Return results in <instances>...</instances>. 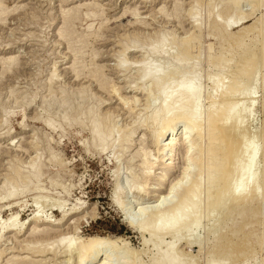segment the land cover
<instances>
[{
    "label": "rangeland",
    "instance_id": "rangeland-1",
    "mask_svg": "<svg viewBox=\"0 0 264 264\" xmlns=\"http://www.w3.org/2000/svg\"><path fill=\"white\" fill-rule=\"evenodd\" d=\"M226 1L0 0V232L1 221L11 213H20L18 220L32 214L35 199L41 201L47 196L41 215L53 223L61 219L62 211L68 212L59 224H44L41 221L38 222L40 225L35 224L37 230H48L45 235L31 236L32 224L18 234L5 232L0 240V252L3 251L0 264H28L24 260L30 264H78L76 255L65 261L69 256L57 257L52 249L66 248L71 237L95 234L122 236L144 264L154 256V248L151 244L143 245L141 231L126 225L120 208L113 200L116 167L120 168L119 181L126 187L130 186L129 168L130 171L131 168L136 172L139 170L136 151L141 145L148 146L150 150L156 148L150 142L148 129L138 126L132 133L130 151L126 148L122 157L116 159V147L103 151L94 147L89 141L88 127L82 128L75 119H71L74 112L97 103L98 99L105 101L101 110L109 112V120L124 130L130 129L133 124L135 126L136 119L147 115V95L132 89L135 82H140L132 73L134 70L122 71L116 65V54L132 42L137 43L139 51L124 53L126 58L129 56L127 60L132 58L128 61L156 58L153 57L154 46L162 34L169 41L190 38V43H185V47L187 44L190 46V56L185 62L184 78L197 75V82L204 86L201 101L205 107L211 88L208 77L224 71H228L229 79L238 76V66L243 63L244 57L255 53L252 55L256 57L257 64L254 67L257 69L255 102L250 100L246 106V103L243 105L242 114L246 115V121H243L240 130L245 135L248 131L246 136L249 139L254 133L259 138L262 136L264 56L260 54V36L264 27V3L239 0L238 7L234 9L232 4L235 0ZM238 11L245 14L251 11V16L232 24L230 16L238 17ZM226 21L229 22L225 27ZM254 25L255 28L242 30ZM168 51L171 50L165 48L163 54ZM220 56L233 57V60L228 63L223 60L217 67L212 66L210 60ZM8 57L15 58L10 60ZM157 58L161 62L169 60L167 56ZM258 60H262L261 64ZM249 72L251 78L246 75L245 79L248 85L253 74ZM108 81H113L121 95L139 100L130 103L131 111L111 92V83L104 88L99 86V82ZM92 96L95 98L92 99ZM146 106L148 109H145ZM64 114L69 115H66V120L61 118ZM262 142H259L261 149L264 146ZM174 149L176 156L173 154L174 163L167 178L170 180L180 176L183 166V147L178 140ZM153 160L156 161V158ZM13 183L17 184L16 193L10 196L8 188ZM127 192L130 195L132 190L130 192L127 188ZM121 196H125L124 193ZM56 201L63 202L65 206L56 210L52 205ZM214 213H217L216 216L221 214L217 210ZM204 217V227L199 229L198 234L205 240L211 219L208 220L206 214ZM219 219L221 221L210 226L216 228L221 225V215ZM228 221L223 232L232 229V237L239 245L238 257L234 256L228 264L262 263L264 204L254 199L242 214L236 212L232 223ZM143 235L149 236L148 233ZM247 241L246 253L240 255V246ZM198 246L195 243L184 247L182 257L193 260L195 264H208L212 243L204 244L201 249ZM39 247L52 249L34 255L33 250ZM112 250L116 252L117 249ZM122 251L125 252L123 249L119 252Z\"/></svg>",
    "mask_w": 264,
    "mask_h": 264
},
{
    "label": "bare ground",
    "instance_id": "bare-ground-1",
    "mask_svg": "<svg viewBox=\"0 0 264 264\" xmlns=\"http://www.w3.org/2000/svg\"><path fill=\"white\" fill-rule=\"evenodd\" d=\"M238 2L239 0L233 2L234 9L238 7ZM261 3H264V0H258L257 4ZM238 12L240 13L238 17L230 16L232 24L243 22L251 16V11L250 14ZM228 22L224 23L225 27ZM252 27L255 28V25L246 26L242 30ZM260 38V54L264 56V27L261 28ZM183 39L184 41L181 39L169 41L162 34V37L155 42L153 57L156 56V58L153 59L142 58L141 60L128 61L132 58L127 60L129 56L126 58L124 53L139 51L135 42L126 45L116 54L117 67L122 71L134 70L132 73L136 74V80H140V82H135L132 89L146 94L148 98L149 112L144 118L136 119L135 126L133 124V127L124 130L121 126L110 121L109 112L101 110V104L105 103L103 99H98L97 103L95 102L91 106L80 108L79 111L74 112L75 114L73 113L71 119H75L82 128L88 127L89 141L94 147H98L101 151L108 147H116L114 150L116 159H119L124 151H127L126 148L133 143L132 133L138 126L148 129L150 142L156 148L150 150L148 146L141 145L135 153L139 158L133 155L138 158L137 167L139 170L137 169L136 172L131 168L130 171L129 168L130 186L126 187L119 181L120 168L117 166L114 171L115 185L113 189V200L120 208L126 225L132 230H140L141 232L138 231V233H142L139 234L143 245L151 244L155 250L154 256L152 255L147 264H195L193 260H186L182 257L184 247L192 246L195 243L197 246L199 245V249L204 244L212 243L208 264H228L234 256H237L239 245L232 237L234 234L232 229L223 232V229L229 224L227 219L230 222L233 221L236 212L242 214L254 199L264 204V146L263 149L259 146L260 140L264 142V131L260 138L254 136V133L253 137L249 139L246 136L248 131L245 132V135L240 130L241 124L246 121L244 120L246 115L242 114L243 105L246 103V106L247 101L250 100H252L251 103L255 102L256 90L254 87L255 80H257V69L254 67H257V64L255 65L256 57L252 56L255 53L245 56L243 63L238 66L236 73L238 76H233L232 79H229L228 71L210 75L208 80L211 88L207 93L208 103L205 107L201 101L204 86L201 87L197 82V75L193 74L191 77L184 78L185 62L190 56V46L187 44L185 47V43H190L191 39ZM165 48H169L171 51L163 54ZM142 55L141 57H143ZM160 56H167L169 60L161 62L160 58H157ZM14 58L9 59L14 60ZM223 60L228 63L233 60V57L223 58L220 56L211 59L210 64L217 67L223 63ZM260 61L259 64H261ZM249 71L253 74L250 79L251 83L248 85L245 83V79L246 75L250 76ZM262 73L264 74V72ZM78 74L76 72L77 76ZM108 83H111V92L116 94L123 106L131 111L133 108L130 103H134L138 99L132 98L131 100L121 95L113 81L99 82V86L104 88L103 86ZM93 98L95 97L92 96ZM147 106L145 109H148ZM66 115L64 114L61 118L66 120ZM180 126H182V130H179ZM177 140L183 147V166L180 176L170 180L167 178L174 163L172 161L173 151ZM128 150L130 151L129 148ZM154 158L156 161L153 160ZM31 163L34 166V161ZM16 185L13 183L8 188L10 196L16 193ZM127 188L130 192L132 190L131 194L134 192L136 194L128 195ZM122 193L125 196L122 197ZM46 197H43L45 199L41 201L35 199V210L26 219L18 220L20 213H11L8 218L3 219L0 240L5 232L13 231L18 234L27 227L29 229L31 224L33 225L31 236L45 235L48 230L34 228L35 224L40 221L44 224H59L68 212L62 211L61 219L54 223L48 220V217L43 219L41 212L44 210L42 209L45 207L44 205L47 204L48 198ZM56 202H52L53 204L50 202V205L56 207V210L65 206L62 204L63 202ZM216 210L221 214L216 216L217 213H214ZM205 214L208 220L211 219V222L206 224L208 227L207 238L204 240L198 232L201 227H204L202 218H205ZM220 215L223 219L222 224L212 228L211 226L216 221H221ZM255 216L258 215L255 214ZM203 231L205 230L203 229ZM143 233H148L149 236L145 237ZM167 238L169 239L167 240ZM248 244L249 241L245 242L242 247L240 246V255L246 253ZM257 244L260 246V243ZM113 248L117 249L116 252L112 250ZM51 249L52 247L35 248L33 254H44ZM122 249L125 252H119ZM52 250L53 255L57 257L69 256L65 261H69L72 256L76 255L78 264H144L140 260L141 257L139 259V254L133 253L129 242L122 236L109 237L95 234L87 237H71L70 244L66 248ZM2 253L3 251L0 252V256ZM119 253L126 254L120 255ZM24 261L30 264L29 261ZM260 261L262 262L260 264H264V260Z\"/></svg>",
    "mask_w": 264,
    "mask_h": 264
}]
</instances>
